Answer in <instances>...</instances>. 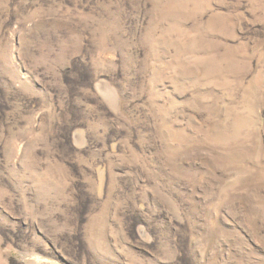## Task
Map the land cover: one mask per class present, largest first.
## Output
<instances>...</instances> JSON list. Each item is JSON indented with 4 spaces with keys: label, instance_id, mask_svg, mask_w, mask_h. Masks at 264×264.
Masks as SVG:
<instances>
[{
    "label": "rangeland",
    "instance_id": "rangeland-1",
    "mask_svg": "<svg viewBox=\"0 0 264 264\" xmlns=\"http://www.w3.org/2000/svg\"><path fill=\"white\" fill-rule=\"evenodd\" d=\"M0 264H264V0H0Z\"/></svg>",
    "mask_w": 264,
    "mask_h": 264
}]
</instances>
